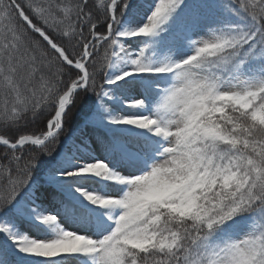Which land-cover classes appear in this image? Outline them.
I'll list each match as a JSON object with an SVG mask.
<instances>
[{
    "label": "rangeland",
    "instance_id": "1",
    "mask_svg": "<svg viewBox=\"0 0 264 264\" xmlns=\"http://www.w3.org/2000/svg\"><path fill=\"white\" fill-rule=\"evenodd\" d=\"M214 1L142 0L125 20V41L109 67L113 78L133 83L116 99L123 116L117 140L94 117L75 135L78 159L60 177L65 185L54 180L28 205L15 206L18 231L33 246L54 252L83 243L92 252L54 264H126L125 245L138 249L154 239L158 204L189 212L203 184L228 180L233 142L211 118L224 100L249 109L250 96L261 91L264 35L255 22H238V2L222 0L235 6L233 21H224ZM175 23L182 27L171 35ZM99 162L110 167L109 179L95 176ZM255 175L261 179L258 169ZM240 207L209 217L207 230L215 231L177 264H264V210L239 217ZM172 240L163 243L174 250Z\"/></svg>",
    "mask_w": 264,
    "mask_h": 264
},
{
    "label": "trees",
    "instance_id": "2",
    "mask_svg": "<svg viewBox=\"0 0 264 264\" xmlns=\"http://www.w3.org/2000/svg\"><path fill=\"white\" fill-rule=\"evenodd\" d=\"M114 1L0 0V138L7 142L17 144L25 138L44 139L61 98L81 78L79 71L71 68L30 29L22 20V14L60 48L70 62H83L86 50L90 51L86 64L87 87L72 96L62 130L41 147L25 144L12 150L0 145L2 264H54L60 259L92 254L83 243L74 248L63 244L54 252L33 246L18 231L20 218L15 206L28 205L35 190L49 187L54 180L65 185L66 181L60 177L77 164L78 158L73 152L75 135L92 125L94 117L110 131L112 141L119 136L123 116L116 99L118 101L119 91L128 90L133 83L113 78L109 67L126 37L124 22L142 0ZM234 1L238 2L235 6L241 8L237 21L255 22L262 30L259 35H264V0ZM214 2L223 10L222 19L233 21L231 7L234 5L228 7L222 0ZM175 24L171 35H176L182 27ZM259 73L258 70L256 76L262 88L250 96L249 109L224 100L223 108L211 118L233 142L231 151L236 160L228 180L218 178L203 184L189 204L193 208L189 212L158 204L155 207L157 220L152 225L154 239L138 249L125 245L126 264H177L181 255L195 253L202 238L215 231H208L206 225L212 215L239 202V217H255L264 210V74ZM112 91L116 92L115 97L110 94ZM99 104H111L113 108L104 112L99 110ZM123 137L130 138L126 134ZM115 158H118L117 153ZM255 169L261 173V179H257ZM109 172L110 167L99 162L95 176L107 180ZM47 208L42 211L46 215ZM171 239L172 247L176 245L174 250L163 243Z\"/></svg>",
    "mask_w": 264,
    "mask_h": 264
},
{
    "label": "water",
    "instance_id": "3",
    "mask_svg": "<svg viewBox=\"0 0 264 264\" xmlns=\"http://www.w3.org/2000/svg\"><path fill=\"white\" fill-rule=\"evenodd\" d=\"M117 1V0H116ZM22 20L30 27V29L35 33V34H38L39 36H41L46 42L47 44L50 46V48L52 50H54L55 52H57L61 57L62 59L71 67L73 68L74 70H77L79 72H81V69L84 68L85 70V78L84 79H79L76 84H74L70 90L68 91L67 94H71L72 90L74 89V94L77 93L78 91L80 90H83L87 87V71H86V63L89 59V56L85 55V61L83 63H72L70 62L67 57L65 56V54L63 53V51L54 46L53 43L49 40V38L47 36H45L44 33H42L41 31H38L36 30L30 23L29 21L24 17V15H22ZM62 101V99H61ZM61 101H60V104L59 106L61 105ZM67 110V108H66ZM56 117V116H55ZM55 119V118H54ZM54 119L52 120V122L50 123V126H49V133L47 134V136L43 139V140H39V139H34V138H25V139H22L20 140L17 144H11L3 139H0V145L2 146H5L9 149H12V150H15L17 148H19L21 145H24V144H31V145H34V146H43L45 145L47 142H49L51 139H53L61 130H62V121L60 123V125L55 128V129H52V123L54 121Z\"/></svg>",
    "mask_w": 264,
    "mask_h": 264
},
{
    "label": "bare ground",
    "instance_id": "4",
    "mask_svg": "<svg viewBox=\"0 0 264 264\" xmlns=\"http://www.w3.org/2000/svg\"><path fill=\"white\" fill-rule=\"evenodd\" d=\"M81 78L84 79L85 78V70L84 68L81 69ZM74 94V89L72 90L71 94H65L62 98V101H61V105L59 106L58 108V113L52 123V127H58L61 123V121L63 120V117H64V114L66 112V108L68 107L69 103H70V100H71V97L73 96Z\"/></svg>",
    "mask_w": 264,
    "mask_h": 264
}]
</instances>
